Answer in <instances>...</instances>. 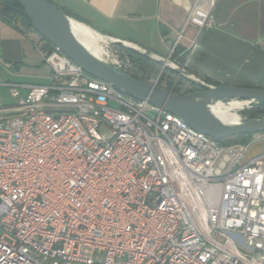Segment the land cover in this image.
Here are the masks:
<instances>
[{
	"label": "built area",
	"instance_id": "built-area-1",
	"mask_svg": "<svg viewBox=\"0 0 264 264\" xmlns=\"http://www.w3.org/2000/svg\"><path fill=\"white\" fill-rule=\"evenodd\" d=\"M217 2L191 0L186 22L214 28ZM41 39L49 82L25 97L11 85L0 115V264H264V152L244 160L263 133L220 144ZM99 45L137 69L111 38Z\"/></svg>",
	"mask_w": 264,
	"mask_h": 264
},
{
	"label": "crops",
	"instance_id": "crops-1",
	"mask_svg": "<svg viewBox=\"0 0 264 264\" xmlns=\"http://www.w3.org/2000/svg\"><path fill=\"white\" fill-rule=\"evenodd\" d=\"M50 1L110 37L168 57L209 84L264 88V0H218L215 27L202 32L186 22L191 0ZM3 13L0 0V88L11 94L16 85L25 97L31 85L49 82L50 67L35 49L41 36L5 20ZM263 152L264 133L244 160Z\"/></svg>",
	"mask_w": 264,
	"mask_h": 264
},
{
	"label": "water",
	"instance_id": "water-1",
	"mask_svg": "<svg viewBox=\"0 0 264 264\" xmlns=\"http://www.w3.org/2000/svg\"><path fill=\"white\" fill-rule=\"evenodd\" d=\"M15 1L19 4L21 13L26 16L33 31L47 43L69 57L89 75L108 82L126 95L163 108L178 116L194 130L215 139L264 133V114L246 115L245 119L239 123L225 124L219 121L206 106L213 101L224 102L236 99L246 102L242 111L249 110L264 104V88L206 84L191 77L192 74L182 65H177L176 68L169 67L176 71L178 77L181 75L197 85L198 89L187 93L174 92L153 82L137 79L128 72L93 56L72 34L69 28V19L72 17L63 12L54 2L50 0ZM88 26L105 37L111 38L117 45L161 62L162 66H167L166 62L170 61L168 57H150L148 55L150 51L110 37L91 25Z\"/></svg>",
	"mask_w": 264,
	"mask_h": 264
},
{
	"label": "trees",
	"instance_id": "trees-1",
	"mask_svg": "<svg viewBox=\"0 0 264 264\" xmlns=\"http://www.w3.org/2000/svg\"><path fill=\"white\" fill-rule=\"evenodd\" d=\"M4 5V13L3 17L5 20L9 22H20L23 23L26 27L31 28V25L26 18L20 11V6L15 0H2ZM63 12L66 14L77 17L74 14L70 13L69 11L63 9L62 7L58 6ZM78 18V17H77ZM32 29V28H31ZM128 52L131 59L135 62L137 69L134 71H129L128 73L140 80L148 81L150 80L151 76L156 74L159 70H157L158 62L151 60L146 55L140 54L132 49L125 48ZM173 74L166 73L162 71V79L166 78L168 82L167 89H172L174 92L178 93H187L192 90L198 89L197 85L190 82L192 86H188V82H184L183 78H177L176 72L172 71ZM186 83V85H185ZM264 113V104H259L256 107H253L249 110L242 111V114L245 115H258ZM252 134H241L236 135L224 139H216L220 144L228 145V144H237V143H244L249 140Z\"/></svg>",
	"mask_w": 264,
	"mask_h": 264
},
{
	"label": "bare ground",
	"instance_id": "bare-ground-1",
	"mask_svg": "<svg viewBox=\"0 0 264 264\" xmlns=\"http://www.w3.org/2000/svg\"><path fill=\"white\" fill-rule=\"evenodd\" d=\"M69 28L72 34L74 35V37L83 47H85L93 56L105 61V59L101 56L102 51L99 45V41L101 39H106L104 35L95 31L87 24L72 18L69 19ZM148 55L150 57H154V58L156 57L151 53H148ZM166 65L173 67L171 62L168 61L166 62ZM245 105L246 102L236 99H232L224 102L213 101L206 104L209 111L219 121L225 124H236L243 121L246 115L242 114V108H244ZM241 115H243L244 119Z\"/></svg>",
	"mask_w": 264,
	"mask_h": 264
},
{
	"label": "rangeland",
	"instance_id": "rangeland-1",
	"mask_svg": "<svg viewBox=\"0 0 264 264\" xmlns=\"http://www.w3.org/2000/svg\"><path fill=\"white\" fill-rule=\"evenodd\" d=\"M68 15V14H67ZM70 16V15H69ZM70 17H72L73 19H76V20H79V21H81V22H84L85 24H87V25H89L88 23H86L85 21H83L82 19H80V18H77V17H73V16H70ZM38 35V34H37ZM43 40L44 41H46L44 38H43ZM141 54V53H140ZM152 60V59H151ZM155 61V60H154ZM157 62V61H156ZM47 66H49L48 64H47ZM157 70H162V71H164V72H166V73H169V74H173V72L172 71H174L172 68H170V67H168V66H162V63L161 62H158V65H157V68H156ZM176 72V71H175ZM176 77L177 78H183V80H184V82H188V86L190 87V86H192L193 87V85L190 83V81L189 80H187L185 77H183V76H179L178 77V74L176 73ZM163 80H166V88H167V86H168V82H167V79L166 78H163L161 81H160V83H161V85H164V83H163ZM185 85H186V83H185ZM1 89V91H0V101H1V104H0V106H6L5 108H6V112H13V107H15V105L17 104V99L16 98H14V97H12L11 96V94L9 93V90H7V91H5V90H3V89H5V88H0ZM7 89V88H6ZM227 103V102H226ZM1 108V111L4 109V107H0ZM264 114V113H263ZM242 117H243V115H241ZM243 119H244V117H243ZM242 119V120H243ZM102 133H104V134H106L107 136L109 135V131L107 130V129H105V128H103L102 130ZM254 144V142H251L249 145H248V147H247V149H246V152H245V154L250 150V148L252 147V145ZM244 157H245V155H244Z\"/></svg>",
	"mask_w": 264,
	"mask_h": 264
}]
</instances>
